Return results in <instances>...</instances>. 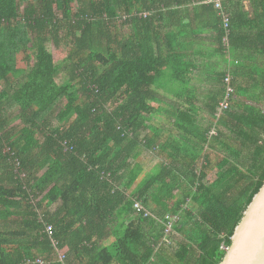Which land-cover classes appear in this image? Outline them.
Returning a JSON list of instances; mask_svg holds the SVG:
<instances>
[{
  "label": "trees",
  "instance_id": "16d2710c",
  "mask_svg": "<svg viewBox=\"0 0 264 264\" xmlns=\"http://www.w3.org/2000/svg\"><path fill=\"white\" fill-rule=\"evenodd\" d=\"M197 1L184 23L172 11L182 0H0V264L223 258L264 181V0L245 33L240 10L220 0L227 43L219 10ZM216 55L225 65L208 89L215 97L198 106L193 71L198 57ZM211 59L205 70L215 74ZM229 86L231 108L216 118ZM215 168L221 175L206 185ZM167 213L178 216L175 231L195 227L196 256L192 244L166 245Z\"/></svg>",
  "mask_w": 264,
  "mask_h": 264
},
{
  "label": "crops",
  "instance_id": "0c3cea01",
  "mask_svg": "<svg viewBox=\"0 0 264 264\" xmlns=\"http://www.w3.org/2000/svg\"><path fill=\"white\" fill-rule=\"evenodd\" d=\"M254 1L255 0H230V3H229V6H231L230 11H232V13H238L237 10H240L239 12L242 14V15L239 14V16L234 17L235 25L238 26L239 32L241 31V33H245L244 32L245 26H247V24L250 23V21L255 20L256 12H255ZM198 2L199 1H197V0H182V2L180 4L176 3L175 6H172L173 10L172 9L171 10L175 14V16L181 18L184 23H187L190 20V16H192L194 14V12L196 11V9L191 10V8L192 7L197 8L198 5H200ZM166 21H167V19H166ZM253 25H256V24L253 23ZM168 28H169V26H168ZM126 29H127V27L124 26L123 30H125V33L128 34V32H130V31L129 30L126 31ZM201 31L202 32H200L198 34V36H204V37L210 39V35H211L210 30H208L207 32L203 31V30H201ZM189 34L187 33L185 35L180 36L176 40H173L174 45L179 46V45L185 44L187 37L191 38L190 37L191 35H189ZM206 45H208V44H206ZM198 59L200 62H202V66H198V68H196L193 71L194 81L192 83H193V87H196V89H197V92H195V94H197V95L192 98L193 101L203 100V97L207 94V90L205 92L203 90L202 86H201L202 91L200 88L198 89L199 81H205L207 77L212 78V75H214V74H210V72H208V70H205L206 68L210 69V66L208 64V59L203 58V57H201V58L198 57ZM199 61H198V63H200ZM196 77H197V79H196ZM165 84H166V91H164V92H165V96H166V101L169 102V99L171 100L172 98H174L173 92L169 89V87L173 88V85L169 86L168 82H165ZM197 105L201 106L198 103H197ZM199 113L205 115L204 111H202V110L201 111L199 110ZM159 114L160 113H158L157 116ZM157 116L153 118V121L155 124L159 123L161 121V119L157 118ZM199 117H201V118H197V124H200V122H203L202 118L204 116H199ZM165 126L168 127V125H165ZM126 193L129 194L130 191H126L125 194ZM38 198H39V196H38ZM56 206H57V204H52V206H50L49 208H50V210H54L56 208ZM134 216H136V215L134 214ZM127 217H132V216H130V215L124 216L123 219H121V220H124L126 222ZM182 230H184V228H182ZM182 230L178 231V232L176 231L177 239L174 237L178 243L181 242V239H179V238L181 237V234L184 233V231H182ZM172 241H173V238H172ZM101 244H103V242H101ZM61 257L62 258L64 257L63 251H61ZM162 262H164L165 264L173 263L172 261H168L167 258ZM158 263H159V261H158ZM68 264H76V261L72 258H69Z\"/></svg>",
  "mask_w": 264,
  "mask_h": 264
},
{
  "label": "water",
  "instance_id": "95a60500",
  "mask_svg": "<svg viewBox=\"0 0 264 264\" xmlns=\"http://www.w3.org/2000/svg\"><path fill=\"white\" fill-rule=\"evenodd\" d=\"M217 264H264V181L243 211Z\"/></svg>",
  "mask_w": 264,
  "mask_h": 264
},
{
  "label": "rangeland",
  "instance_id": "374dc122",
  "mask_svg": "<svg viewBox=\"0 0 264 264\" xmlns=\"http://www.w3.org/2000/svg\"><path fill=\"white\" fill-rule=\"evenodd\" d=\"M59 48H55V47H52V52H53V54H54V57H55V60H56V63H58L59 65H62L63 66V63H64V57H65V53L64 52H62V51H60V50H58ZM211 50V49H210ZM217 56L218 55H216V56H213V57H211V58H208V59H211L210 61H212V63H214V62H217L216 63V69H217V72L214 74V75H212V78H209V77H207L206 78V80L205 81H199V86H198V89L200 88L201 89V86H202V88H203V90L206 92V90H207V94L203 97V100H195L194 102L196 103V105H197V103L199 104V105H201V106H203V107H205V105H204V103L206 102V101H212L213 99H214V93H210V94H208V89L210 88V87H215L216 86V84H215V81H216V79H217V73L218 72H220V71H222V69H223V67H224V65H225V62H223V59L220 57L219 59H217ZM63 69H64V67H62V69L60 70V76H62V72H64L63 71ZM206 69H208V68H206ZM210 69H211V67H210ZM203 78V77H202ZM196 79H197V77H196ZM224 81L225 82H227V79L225 78L224 79ZM195 83V82H194ZM229 91H230V93L231 92H234V89L232 88V86H229V89H228ZM201 91H202V89H201ZM199 94V93H198ZM224 95H225V93H223V98L221 99V102L223 103H226L227 104V107L226 108H224V109H220V107H219V113L217 112V114H215V117L216 118H220V117H222L223 115H225L226 113H228V111L230 110V108H231V105H232V100H233V95H234V93L231 95V99L229 100V101H224ZM244 98V97H243ZM229 106H230V108H229ZM206 112H207V114H209V112H208V109L206 110ZM216 112V111H215ZM204 119H206L205 117H203ZM18 122V121H17ZM206 122H209V120L207 119L206 120ZM15 122L14 121H12V124H14ZM205 123V121H203V124ZM218 126H219V124H218ZM149 157L151 158H155L156 156L155 155H153V154H149ZM248 157V155H245V158H243V159H249V158H247ZM240 162H242V161H240ZM199 165H200V162L198 163V167H199ZM148 166V165H147ZM221 173V170H216V168L214 169V170H212L210 173H209V175L206 177V179L204 180V183L206 184V185H209L211 182H215V181H217V179H218V177L221 175L220 174ZM193 207H196V204L194 203L192 206H191V208H193ZM166 215V214H165ZM178 218V217H177ZM175 223L173 224V226L171 227V234H167V236L165 237V239H164V241H165V243H166V245H171L170 247H171V250L173 251V253H176V245H177V234H176V231H175ZM193 228H195L194 226H190V225H187V226H185L184 227V230H182V231H184V233L183 234H181V237L179 238V239H181V244L183 245V244H185L186 245V249H188V247H190V246H188V245H193L191 248L193 249V255L194 256H196L197 255V249L195 248V245H194V243L195 242H193L192 241V239L196 236V235H193L192 233H193ZM185 236V237H184ZM176 239H175V238ZM172 238H173V241H172ZM176 240V241H175ZM190 248V249H191ZM157 263H158V261H157ZM158 264H160V262L158 263ZM168 264H173V263H168Z\"/></svg>",
  "mask_w": 264,
  "mask_h": 264
},
{
  "label": "built area",
  "instance_id": "2783aa9c",
  "mask_svg": "<svg viewBox=\"0 0 264 264\" xmlns=\"http://www.w3.org/2000/svg\"><path fill=\"white\" fill-rule=\"evenodd\" d=\"M206 1L208 3H213L214 4V7L219 10V13L222 16V26L225 29V37L223 38V40H224L225 43H227V40H228L227 39V33L229 31V16H228V14L224 11L222 2L220 0H206ZM225 78L227 79V82H229V77L226 76ZM228 89H229V87L227 88V91L225 92L224 101H229L230 100L231 93H230V91ZM219 107H220V109H224V108L227 107V104L224 103V102L222 103L220 101L219 104H218V106L216 107L215 114H217V112L219 113V111H218L219 110ZM213 132L214 131L211 130L210 133H213ZM63 145L65 146L66 149H69L66 146V143L65 142H63ZM21 176L23 177V176H25V174L22 173ZM133 209L135 211V214H137V215L138 214H141V212L144 211L143 206H142V204L139 201H135L133 203ZM144 214H147V212H145ZM177 217H178L177 215H172V214H168V213L166 215H164V220H165V230H164V232L166 234H168L169 232H171V227L176 222V220H178ZM45 230L48 233H50L51 230H52V226L50 224H45ZM223 248L226 249L227 247H223ZM37 261H40V260L37 259Z\"/></svg>",
  "mask_w": 264,
  "mask_h": 264
},
{
  "label": "clouds",
  "instance_id": "9594fccd",
  "mask_svg": "<svg viewBox=\"0 0 264 264\" xmlns=\"http://www.w3.org/2000/svg\"><path fill=\"white\" fill-rule=\"evenodd\" d=\"M66 143V142H65ZM137 215V214H136Z\"/></svg>",
  "mask_w": 264,
  "mask_h": 264
}]
</instances>
